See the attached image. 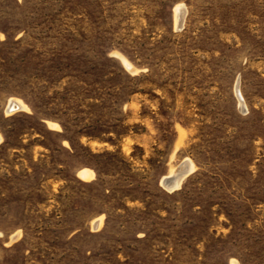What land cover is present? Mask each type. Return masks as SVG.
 <instances>
[{
	"label": "rangeland",
	"instance_id": "rangeland-1",
	"mask_svg": "<svg viewBox=\"0 0 264 264\" xmlns=\"http://www.w3.org/2000/svg\"><path fill=\"white\" fill-rule=\"evenodd\" d=\"M0 136V264H264V0H0Z\"/></svg>",
	"mask_w": 264,
	"mask_h": 264
},
{
	"label": "bare ground",
	"instance_id": "bare-ground-1",
	"mask_svg": "<svg viewBox=\"0 0 264 264\" xmlns=\"http://www.w3.org/2000/svg\"><path fill=\"white\" fill-rule=\"evenodd\" d=\"M184 15H185L184 8L182 6L178 7L177 8V24H182L183 23ZM122 60L127 66H129L130 68L133 69V66L131 64H129V62L127 60H125L123 57H122ZM236 93H237V95L239 97H241L240 93H239V90H238V86H237V89H236ZM9 106L11 108L12 107L14 108L13 110L11 109L12 111H10L12 113L24 109V105L19 100H15V99L10 102ZM54 125H56V124H54ZM0 140H1V136H0ZM192 168H193L192 162L188 161L187 165L183 164L182 166H180V170L178 168L177 170L171 172V174H169L168 176H165L163 178L162 185L163 186L167 185L168 187H172V188L178 187L180 185V183H181V179L183 178L184 174L187 173V172L186 173L185 172L181 173V171L182 170L186 171V169H188L187 171H190ZM83 174L86 177L90 175V174H87V173H83Z\"/></svg>",
	"mask_w": 264,
	"mask_h": 264
}]
</instances>
